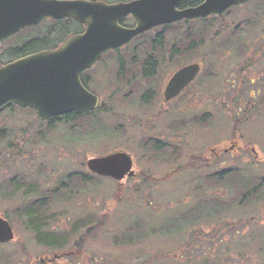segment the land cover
Here are the masks:
<instances>
[{
	"label": "rangeland",
	"instance_id": "374dc122",
	"mask_svg": "<svg viewBox=\"0 0 264 264\" xmlns=\"http://www.w3.org/2000/svg\"><path fill=\"white\" fill-rule=\"evenodd\" d=\"M259 2L232 11L222 29L218 21L209 22L206 29L191 25L192 38L200 36L206 47L200 54L190 51L189 59L200 63V74L211 80L204 83L201 78L200 84L190 89L189 98L183 97L168 112L159 108L156 95L148 111L129 114L122 106L116 108L104 116L106 121H96L102 122L101 132H91L86 125L77 140L63 127L54 125L50 131L44 123L31 122L27 112L0 111V129L10 135L0 139V189L8 192L10 184L20 180L25 186L35 185L37 191L34 196L20 193L7 199L0 193V216L14 231L13 241L0 245V264H41V259L46 264H264V198L239 205L237 196L224 185L211 186L206 181L230 170L264 180V10L258 9ZM235 34L240 35L245 54L229 44ZM247 55L252 56L251 65L246 64ZM156 88L161 92V86ZM102 92L105 104H120V96L110 99L109 91ZM182 111H188L187 117ZM122 114L147 122H120ZM180 119L189 125L185 132L181 122H176ZM69 130L74 131L73 126ZM172 130L177 140L168 136ZM149 138L175 149L182 172H178L176 161L149 162L144 157L138 145ZM113 152L131 157L133 177L120 183L95 178L97 185L89 183L71 202L51 205L48 215L56 219L48 230L64 237L65 246L61 251L37 246L21 226L17 210L55 190L58 181L72 174L94 178L85 162ZM192 158H201L202 163L190 166ZM207 198L218 204L208 203L209 207L195 214L205 218L185 228L183 217ZM78 219L95 225L105 220L103 228L86 238L80 253L73 245L85 230L70 234ZM134 222L144 223L148 238L122 245L126 227ZM167 223L175 224L178 231L163 232ZM180 227L184 230L179 231ZM62 254L65 256L51 261Z\"/></svg>",
	"mask_w": 264,
	"mask_h": 264
},
{
	"label": "water",
	"instance_id": "95a60500",
	"mask_svg": "<svg viewBox=\"0 0 264 264\" xmlns=\"http://www.w3.org/2000/svg\"><path fill=\"white\" fill-rule=\"evenodd\" d=\"M186 1L190 0H141L107 5L87 0H0V43L43 19H73L86 26L83 33L70 37L53 52L36 53L1 67L0 107L6 103L29 107L42 120L92 111L98 100L81 87L79 76L105 51L123 46L150 27L182 18L219 15L250 0H204L194 9L177 12L176 7ZM128 15L136 20L134 30L122 29L117 24ZM197 73L198 67L194 65L180 71L169 84L166 95H172L173 89L180 91ZM86 165L93 174L118 182L134 174L132 160L123 152L89 159ZM13 239L9 222L0 217V244Z\"/></svg>",
	"mask_w": 264,
	"mask_h": 264
},
{
	"label": "flooded vegetation",
	"instance_id": "af4514ba",
	"mask_svg": "<svg viewBox=\"0 0 264 264\" xmlns=\"http://www.w3.org/2000/svg\"><path fill=\"white\" fill-rule=\"evenodd\" d=\"M88 1L105 3L107 5H115L120 3L127 4L141 0ZM202 3L203 0L186 1L183 4L177 6L176 11L181 13L185 10L196 8ZM246 6L247 5L241 8H231L220 16H211L204 19L194 20L181 19L169 23H162L146 29L139 35L130 39L123 46L108 50L103 53L101 58H99V60L90 69L82 72L79 76L81 87L85 89V91H87L89 94L95 96L98 99V107L96 111L92 113L83 114L76 112L63 116L55 115L41 120L38 119L34 110L30 108H20L12 103L5 105L0 109V111L5 108L4 111L8 112H27V115L32 118L31 122H77L78 120L83 119L82 117L84 116L90 119L99 117L96 120L106 121L104 119V116H109V111L115 112L114 110L116 108L119 109L121 106L127 109V112L129 114H132V112L135 113L136 111H148L152 106V100L154 99V96L158 95L160 99L159 108L161 109L162 106L165 111L168 112L170 110L168 109L169 107L176 105L177 102L181 101L183 97L186 98L190 95V89L193 86L200 84L199 80L201 78L204 83L211 80L209 76L206 77L202 76L203 74H200V63L196 61H190L189 59L190 51H196L200 54L204 52V48L206 47L203 42L204 40L199 36V34H197L199 37L193 36L192 38L191 31L193 30H190L191 25L194 24L205 28L209 22L218 21L221 23L220 29H222V23L229 21V16L232 11L244 10ZM151 13H154V11H152ZM151 13L145 14L147 16H153ZM138 18L142 17L138 16ZM61 21H71L78 25L79 32L71 35L80 34L86 28L84 24H81L75 20L45 19L41 21L38 26L27 28L25 31L23 30L19 32L11 39H7L6 41H2L0 43V68L36 53L53 52L57 50L62 45V42L60 41V38H58V35H49L47 42L33 45L29 50H27V46L31 44L35 39L33 35H29L35 31L34 29L38 30L39 28H42V26H47L48 28H50L53 23ZM246 22L251 23L250 20H247ZM117 24L119 27L125 30H134L137 26L136 20L131 15L119 19L117 21ZM24 32L27 33L24 34ZM159 38H161V42H157V39ZM194 38H196L197 40ZM240 41L241 39L235 46H238V51H242L245 54V51L240 46ZM229 44H231L232 46V43ZM251 57L252 56L247 55L248 61L246 62V64H252ZM147 61H150L153 64L152 71L149 70ZM191 65L197 66L199 71L193 81L189 85L183 87L176 95L167 96L166 90L169 84L173 82L176 74ZM162 74H166L163 79L160 78ZM200 75L201 77H199ZM250 83L252 84V81ZM157 86L162 87L161 92L156 88ZM103 90L110 92V99H112L113 97V99H115L120 96V104L117 107L115 106V104L112 106L105 104L101 96L103 94ZM176 91L177 90L173 89L172 94ZM184 103H186V101ZM242 109L245 110L244 107H242ZM161 110L164 112L163 109ZM182 114L187 117L188 111H186L185 114L182 111ZM10 120L11 119H8L7 121ZM120 122L147 121L145 119L143 120L140 117L137 118L135 116H125L122 114ZM176 122H181V128H184L182 129L184 130V132L188 130L189 125L186 120L180 119L176 120ZM173 134L174 131L172 130L168 134V136L173 137L174 140H177V138H175ZM180 138L183 139L184 136H181ZM149 139L153 142V144H161L162 146L164 144L160 140H154L153 138ZM231 147L232 146H230V149Z\"/></svg>",
	"mask_w": 264,
	"mask_h": 264
},
{
	"label": "trees",
	"instance_id": "16d2710c",
	"mask_svg": "<svg viewBox=\"0 0 264 264\" xmlns=\"http://www.w3.org/2000/svg\"><path fill=\"white\" fill-rule=\"evenodd\" d=\"M258 9L262 12L264 10V0H261L259 4L257 5ZM35 31L30 36H34V41L27 46V50L32 48L33 45L40 44L42 42H47L48 36H54L58 35V38H60V41L63 42L67 37H69L71 34L79 32V27L76 23L71 21H61V22H55L53 23L50 28L47 26H42V28H39V31L37 32V29H34ZM240 35L235 34L232 37V40H229L230 43L236 45L237 42L241 39L238 38ZM237 38V39H236ZM236 39V40H235ZM157 42H161V38L157 39ZM238 48V46H237ZM147 66H149V70L152 71L153 64L150 61H147ZM245 114V118L247 117V114ZM230 116H232V120H234L233 113L230 112ZM56 122L52 123L49 126V130L51 131L53 128L56 127H63L65 131L69 132L71 137L77 138V140L81 137V131L82 128L86 125H88L91 132H101V127L103 126L102 122ZM238 122V121H236ZM78 123V124H76ZM206 123V122H200ZM209 122H207L205 125H208ZM242 123V122H241ZM56 125V127H54ZM78 125V127H77ZM73 126L74 131H70L69 128ZM75 128H77V133L75 132ZM73 132V134H71ZM5 135V136H4ZM10 135L9 133H6V131H1L0 129V139L1 138H8ZM168 144H153L152 141H146V143L141 142L138 147L142 150V153L144 154V157H148L149 162L155 161V162H175L176 161V167L177 166V153L174 150H170V147L168 148ZM8 156V155H7ZM195 161V162H193ZM9 161L8 163H10ZM204 162V161H203ZM202 163L201 158H193L191 159V162H189L190 166H198ZM188 165V164H187ZM178 172H182V167H178ZM180 173V172H179ZM176 175V174H175ZM84 176V175H83ZM174 176V175H173ZM172 177V175L170 176ZM71 178V180L69 179ZM68 179H62L57 182L58 185H56L55 190H50L47 192L46 195H39L37 196L36 202L33 204L27 203L24 208L17 210L16 217L20 221L21 226L34 237L35 244L37 246L43 247L45 249L50 250H56L61 251L65 246L66 239L64 237H59L56 234H52L48 230V226L50 222H54L56 217L54 215L49 216V207L53 204H56L57 201L66 202L69 203L72 201V199L77 195L76 193L79 192V190H86L87 187H89V183L91 184L93 182V186L97 185V181L95 178L89 179L87 176H84V178L80 174H72L69 176ZM207 184L214 186V185H224L226 188L229 189L230 192L234 193L237 196V201L239 202V205L246 204H252L257 203L261 201L264 198V180L262 178H248L246 177L242 172H232L230 171H224L218 174L217 176H213L210 179H206ZM35 185L32 186H25L22 181H13L10 184V188L7 191H4V189H0V193L3 196V198L7 199L10 197H16L20 193L24 195V197H30L37 194V191L34 190ZM118 188L120 186L118 185ZM119 190V189H118ZM206 203V204H205ZM218 204L217 202H212L208 198L202 200L201 206H197L193 212L187 213V216L183 217V221L186 222L185 228L187 224L194 223V221L200 220L199 218H205L200 215H195L197 212H199L204 207H209V204ZM213 210L216 211V208ZM196 217V220H194ZM192 219V221H190ZM174 221V219L172 220ZM93 223V225H92ZM142 222H134L131 224H128V226L125 229V233L123 235L122 239V245H130L131 243H140L144 242L146 238H148L149 233L143 225ZM179 224V223H178ZM177 224V225H178ZM88 225H92L89 227ZM105 225V220H100L96 225L94 222L87 221L85 219H78L74 222V224L71 227L70 234H76L80 233L82 230H85L83 234L79 236V238L76 240V242L73 245V250L77 253H80L82 251L83 244L86 241V238L91 236L94 232L98 231L99 229L103 228ZM175 224H166L164 226V231L166 233H174V231H178L177 228H175ZM184 230L183 227H180L179 231ZM157 233H160V231H156ZM162 233V232H161ZM65 255H59V257H63Z\"/></svg>",
	"mask_w": 264,
	"mask_h": 264
}]
</instances>
